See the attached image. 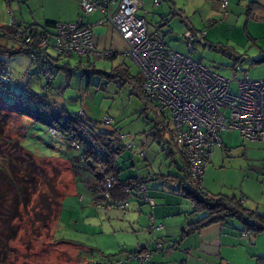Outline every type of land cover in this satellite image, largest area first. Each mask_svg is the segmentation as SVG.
Returning <instances> with one entry per match:
<instances>
[{
	"label": "rangeland",
	"instance_id": "obj_1",
	"mask_svg": "<svg viewBox=\"0 0 264 264\" xmlns=\"http://www.w3.org/2000/svg\"><path fill=\"white\" fill-rule=\"evenodd\" d=\"M12 1L11 3V0H0V23L2 24H9L11 18L16 19L19 14L16 9L17 1ZM220 1L173 0L171 3L169 0H161L162 6L155 9L146 21L154 26L160 18L166 19L172 34L161 36L162 39L168 42L171 50L186 54L188 51L182 39L185 29L178 19L179 16H173L174 8V12L180 11L188 17L197 30L205 32V46L196 47V52L191 55L193 59L201 60L204 67L214 70L225 79L237 80L239 75H233L231 69L233 61L209 48V45L226 46L242 56L244 62L241 65L247 70L251 79L264 78V64L251 65L252 61L264 55V17L262 13L255 12V10L251 17H247V2L228 0V8L224 17ZM38 2L39 0H34L32 4ZM49 52L55 56L53 50ZM67 61L72 69L78 63L76 57L67 60L62 58L59 63L63 65ZM90 63L92 66L90 69H86L87 62H83L80 70L70 73L60 71L54 74L53 86L55 90H61L59 98L56 99L57 104L61 106L64 104L69 114L78 115L79 112H84L88 122L91 121L98 130L109 129L103 124V119L109 117L113 120L114 127L134 141L136 139L137 144L146 137L152 152L148 156V164L152 166L154 172L160 171L166 174V168L170 167L164 150L166 147L157 144L151 137L144 134L151 128L150 120L153 114L149 110H144L143 104L132 92V86L129 83L122 84L117 78L106 79L105 76L100 77L94 73L97 71L109 74L111 66L124 64L130 75L135 76L138 73L137 66L127 58L119 59L114 63L102 60H91ZM6 70L10 79L19 81L22 85H26L31 79L30 90L34 94H41L43 81L36 77L35 68L25 55L8 58ZM88 80L90 83H87ZM231 90H235L234 83ZM13 93L14 95H6L0 86V110L9 117L4 140L13 143L20 139L21 146L36 159L37 163L44 162V169L49 175L51 171L48 162L57 168L60 174L56 189L63 195V198L58 220L52 221L47 230L41 229L40 224L32 225V212L30 210L23 212L21 206L19 207L22 211V219L12 223L18 227L19 232L16 240L9 243L10 248L13 249L9 264H117V261L109 260L119 255L110 258L102 256L101 253H111L113 252L111 250H116L125 242H131L132 234L126 229V222L133 216L132 213L136 215V212L131 211L132 206L127 211H122L116 207L104 208L101 205H95L85 191L79 192V196L74 195L72 171L61 156L66 148L57 145L48 135L49 128L46 129L44 125L12 112L16 106H22L21 100L17 98L22 95L21 92L15 90ZM220 138L224 147L232 144V148H235L236 144L241 142L237 133L221 134ZM226 150L227 154L218 149L214 151L210 163L206 166L202 186L211 195L235 196L237 199L241 198V191L252 192L249 201H245L247 207L251 206L250 202L254 199L259 200L258 189L261 188H254L255 184L244 180L246 170L239 157V152L236 154L233 151L229 154V150ZM3 156V153L0 154V165ZM142 168L140 166V174L145 177V169ZM169 169L172 174L177 172L172 166ZM151 184L149 181L148 192L152 191ZM143 207L147 212L148 205ZM255 237H257L256 249L263 250L264 233H257ZM80 247L86 249L81 251Z\"/></svg>",
	"mask_w": 264,
	"mask_h": 264
},
{
	"label": "trees",
	"instance_id": "obj_2",
	"mask_svg": "<svg viewBox=\"0 0 264 264\" xmlns=\"http://www.w3.org/2000/svg\"><path fill=\"white\" fill-rule=\"evenodd\" d=\"M253 1L254 0H251L252 3L246 7L247 17H251L254 11L252 9ZM160 2L161 0H158V4ZM226 7L223 10L224 13ZM172 14L173 16L178 15L181 17L179 12H174V8ZM81 17L83 16L81 15ZM185 20L186 19L182 18L180 22L183 23ZM80 23L81 26L87 27L82 21ZM56 26V24H47L41 31L32 25L21 28L15 23L0 27V86L4 89L6 95H14L13 92L15 90L20 91L22 94L17 96V98L21 100L22 106H16L18 109L16 107L13 108L12 112L38 122L44 125L46 129L54 128L57 134L60 135L61 142H58L47 130L48 135L57 145L66 148L64 149L65 151L61 153V156L70 166L76 193L79 194L80 190L85 191L91 197L95 205H101L104 208H118L120 204L124 202L128 203L131 197H136L140 203H144L139 198L138 191L139 186L143 184L146 187V195L150 199L147 191V182L149 179L148 174L151 175L152 173L147 169L148 166L144 167L146 173L145 177L138 175L137 177H127V179L123 180L122 176L131 168L130 166H126V163L130 164V162L135 159V156H142V152H139L136 147L141 144L144 146L148 139L144 137L139 144L135 143L131 137L114 127L113 120L109 117L104 118L111 119V124L106 126L109 127V129L104 131L98 130L91 121L88 122L84 112L81 111L82 116H78L79 114L73 115L66 113L63 105H58L55 99L52 98L57 97L53 86L54 74H57L59 71L70 73L80 70L81 68L78 65L79 63H77V66L73 69L69 67L68 62L60 65V60L62 58L68 59L71 57L82 58L78 56L62 57L54 50L55 56H53L49 52L50 49H40L42 40L45 39L47 35H52L46 33L47 28L55 29ZM185 26L184 33L188 25ZM189 26L191 27L194 41L191 42V47L188 48L186 45L187 41L184 35H182L183 43L188 51V53L182 54L189 55L192 58L191 55L196 52L197 46H205L206 35L205 32L197 30L192 25ZM26 35L30 36L28 42H26ZM198 35H203V38L197 40ZM248 39L252 41V39ZM209 48L233 61L234 64L231 66L232 71L236 65H240L242 71L247 72L241 65V63L244 62L242 56L236 54L232 49L222 45H209ZM168 49L170 48L168 47ZM35 51L42 52L49 58L47 64L44 65V68L50 67L52 70V79L49 83H45V79L39 73V68L34 67L29 60V54ZM18 55H25L27 57L30 64L35 68L36 77L43 81L40 95L34 94L30 90L31 79L26 85H22L19 81H13L9 78L6 70V60ZM111 55L112 57L110 58L113 59L115 55ZM193 60L201 63V60ZM53 64L56 65L55 68H53ZM261 64H264V55L251 62V65ZM87 65L86 69L92 68L91 63H87ZM119 68L122 69L120 70ZM207 69L215 73L214 70L210 68ZM94 73L98 74L100 77L105 76L106 79L117 78L122 84L125 82L129 83L132 86V92L135 93L143 104L144 110H149L153 114V118L150 120L152 124L151 128L147 132H144V134L151 137L157 144L166 147L164 150L170 162V167L171 165L173 167L175 166L174 168L177 171L173 175H164L163 178H169L177 184L176 187H173L174 191L180 192L184 199L189 200L194 207V214L200 216L196 222L188 225L187 229L183 232L184 235L192 234L213 224L222 223L227 219L238 220L243 226L242 234H245L247 237L248 235L252 236L257 233H264V214H260L256 210L247 209L241 199L221 195H210L205 191L203 186L202 192L190 191L184 187L186 174H188L187 161L184 155L176 149L171 129L172 124L163 114L157 115L155 110L156 105H153L145 98L141 90V78L139 73L135 76L130 75L128 68L124 66V64L118 68H114L109 74L97 71H94ZM235 75H239L240 77V74ZM3 79H8L9 85L4 84ZM87 83H90V81L88 80ZM49 98L51 100H49ZM8 124V115L0 110V154H4L2 164L0 165V264H9V257L13 252L9 243L16 240L19 232L18 227L12 223H16L18 220L22 219V211L19 210V207L21 206L23 212H28V210L32 212V225L37 223L41 225V229L47 230L48 225L52 221L58 220L62 203L61 200L63 198V195L56 189L60 174L57 168L48 162L47 164H50L48 167L51 171L49 175L44 169V162L40 164L37 163L36 159L21 146L20 139L13 141V143L4 140L6 134L5 130ZM82 131L89 133L93 143L104 149V161L100 162L105 169L104 174L98 172L97 157L86 147V143L79 140L78 134ZM114 134H121L125 136L126 139L119 145L117 144L115 147H112L108 140ZM5 142H7V146H5ZM71 142H75L77 148L70 146ZM127 143H132L134 147L127 148ZM15 152L17 154H15ZM137 153H140V155ZM179 168L186 170V174L183 175L181 171H179ZM107 177L112 178L113 181L111 188L106 192L103 190V186ZM38 235L39 234H37V236ZM141 264H145V262ZM256 264H264V257H256Z\"/></svg>",
	"mask_w": 264,
	"mask_h": 264
},
{
	"label": "built area",
	"instance_id": "obj_3",
	"mask_svg": "<svg viewBox=\"0 0 264 264\" xmlns=\"http://www.w3.org/2000/svg\"><path fill=\"white\" fill-rule=\"evenodd\" d=\"M116 3L117 0H80L79 11L84 17L98 13L101 17L99 24L109 26L124 41L127 49L123 57L137 66L145 98L156 105L157 115L163 114L172 124L176 149L184 155L188 164V172L180 168L183 175L188 173L184 187L202 192L203 175L214 150L221 147V134L237 133L248 142L264 140V80H252L240 65L233 68L234 74H240L237 80L218 76L189 55L168 49L157 34L149 35L145 12L140 14L143 10L141 0H118L117 10L112 12L111 6ZM153 5L157 6L158 0H153ZM226 5V0L220 2L222 10ZM80 22L81 19H78L75 23L57 25L54 34L42 40L40 49L54 50L62 57H110V53L96 47L92 29L81 26ZM184 37L187 47H191L194 37L189 25ZM202 38L203 35L197 36V40ZM29 39L30 36L26 35V42ZM28 57L34 67L39 68L45 83H49L52 70L50 67L44 68L49 58L38 51L30 53ZM3 83L9 85V80L3 79ZM233 83L234 91L231 90ZM103 124L109 126L111 119H104ZM48 132L61 142L54 128H49ZM78 138L97 157L98 172L104 174L105 169L100 164L104 161V149L96 146L90 135L83 131ZM125 139L121 134H114L108 141L115 147ZM70 146L77 148L75 142H71ZM126 147L133 148L134 145L127 143ZM112 181L109 177L105 179L104 191L111 188ZM138 194L145 204L153 207V201L147 197L143 184L139 186ZM126 206L127 202H124L118 208L124 210ZM149 229H156L153 222ZM241 237L247 238L245 234H241ZM147 258V255H142L141 262Z\"/></svg>",
	"mask_w": 264,
	"mask_h": 264
},
{
	"label": "crops",
	"instance_id": "obj_4",
	"mask_svg": "<svg viewBox=\"0 0 264 264\" xmlns=\"http://www.w3.org/2000/svg\"><path fill=\"white\" fill-rule=\"evenodd\" d=\"M16 1V9L19 14L16 16L17 20L11 18L9 24L15 23L21 28L32 25L41 31L47 24H70L81 19L85 26H89L92 29L96 47L101 51L115 55L113 59L110 58L112 55L102 59L91 56L77 58L80 67L83 62L90 63L91 60H102L114 63L119 59H126L123 57V53L127 49L124 41L109 26L99 24L101 17L98 13L81 17L79 11L80 0H55V2H53V0H39L37 4H32L34 0ZM141 1L143 10L140 14L145 12V17L147 19L148 16L153 14L155 9H159L162 6L161 3L154 6L152 4L153 0ZM172 1L173 0H169L171 3ZM240 1L247 2V5L252 3L251 0ZM12 2L11 0V3ZM220 2H222V0ZM226 2L227 10L228 0H226ZM117 3L111 6L112 12L117 10ZM147 9H149L150 12ZM252 9L254 11L256 10L255 12H261L264 17V0H254ZM178 12L182 18L186 19L182 23L184 27H186L185 25L193 26L188 17L181 14L180 11ZM223 14L225 17L226 12ZM181 17L178 18L179 21L182 20ZM5 25L6 24L0 23V27ZM156 29L158 32H156ZM54 30L55 29L47 28L46 33L53 35ZM147 31L149 35L157 34V37L165 44L168 42L162 39L163 37L161 36L172 34V30L169 28V24L164 18H160L154 26L147 23ZM59 64L61 65V63ZM120 66H122V64H118L114 67L111 66L110 71ZM122 68L119 69L121 70ZM258 80H264V78ZM55 92L57 97L52 98L56 101V99L59 98L58 96L61 90H55ZM63 108L66 111L64 106ZM66 113L68 112L66 111ZM239 140L241 142L240 144H236L235 148H232V144L228 147H224L221 142V147L216 149L221 152L223 151L225 154H227V152H225L227 151L226 149L229 150V154L233 153V151L236 152V154L239 152V157L242 164L245 166L244 169L247 174H245L244 180H249L255 184L254 188H261L258 189L259 195L257 194L259 200L254 199L250 202L251 206L247 207L245 201H249L248 199L251 198L250 193L252 192L241 191V198L239 199L243 201L247 209L256 210L260 214H264V140L256 142L244 141L241 138ZM135 141L136 143L138 142L136 139ZM136 149L142 152V156H135V159L131 161L130 164L126 163V166H130L131 168L123 174L122 179L125 180L127 177H137L138 175L143 177L142 174H140V166L143 167L142 169L148 166L147 169L152 173L151 175L148 174V182L150 181L152 183V191L149 190L150 192H148V195L153 201V207L145 203H140L136 197H131L127 206L122 210L127 211L129 207L132 206L131 211L136 212V215L132 213L133 216L130 215L131 217L127 219L126 222V229L132 234L131 242H125L117 247L116 250H111L113 251L111 253H101L102 256L112 258L119 255L115 257V259L112 258L109 260L113 262L117 261V264L144 263L141 262L140 259L142 255L148 256L145 264H256V257H264V249H256L257 237H255V235H248L247 239L241 237L243 226L236 219H227L222 223L213 224L192 234L184 235L183 232L187 229L188 225L196 222L200 216L194 214V207L189 200L184 199L180 192L174 191V186H172L174 184L173 180L163 178L164 175L174 174L170 172V167L166 168V174L160 171L154 172L151 168L152 166L149 167L150 165L147 161H149L148 156L152 154V152L148 143L144 146L141 144L137 146ZM148 151H150V153H148ZM141 173L143 172L141 171ZM167 185H169V187ZM74 195L79 196L78 193L76 194V189H74ZM79 199H81V197ZM145 205H148L149 208L147 212L145 207H143ZM151 222H153L156 228L153 231L149 229ZM245 244H248V246H244ZM79 249L84 251L86 248L83 249L80 247Z\"/></svg>",
	"mask_w": 264,
	"mask_h": 264
}]
</instances>
